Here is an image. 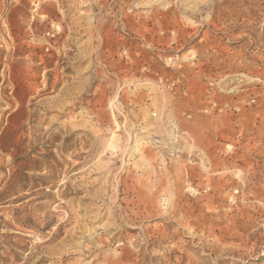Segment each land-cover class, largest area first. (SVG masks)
Here are the masks:
<instances>
[{
  "label": "rangeland",
  "instance_id": "obj_1",
  "mask_svg": "<svg viewBox=\"0 0 264 264\" xmlns=\"http://www.w3.org/2000/svg\"><path fill=\"white\" fill-rule=\"evenodd\" d=\"M0 264H264V0H0Z\"/></svg>",
  "mask_w": 264,
  "mask_h": 264
},
{
  "label": "built area",
  "instance_id": "obj_2",
  "mask_svg": "<svg viewBox=\"0 0 264 264\" xmlns=\"http://www.w3.org/2000/svg\"><path fill=\"white\" fill-rule=\"evenodd\" d=\"M153 116H156V113H153ZM163 127V132L156 136L153 142L163 153H166V161L170 162L183 154L184 145L181 144V140L185 133L175 121L165 122Z\"/></svg>",
  "mask_w": 264,
  "mask_h": 264
}]
</instances>
